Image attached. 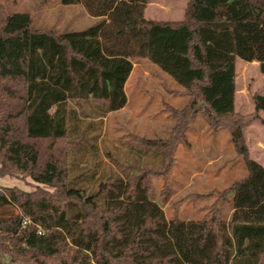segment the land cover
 <instances>
[{"label": "trees", "instance_id": "1", "mask_svg": "<svg viewBox=\"0 0 264 264\" xmlns=\"http://www.w3.org/2000/svg\"><path fill=\"white\" fill-rule=\"evenodd\" d=\"M61 3L96 21L39 30L29 13L0 5V176L37 185L0 187V264H264V166L248 157L247 123L236 113L237 60L257 62L264 75V0H188L177 21L146 18L150 0ZM140 60L182 87L187 105L171 109L169 138L130 149L132 163L110 156L102 171L83 168L97 134L94 123L79 127L71 103H91L85 117L121 110ZM252 102L257 118L264 95ZM199 113L228 130L248 171L227 191L228 222L167 220L151 194L150 178L172 167Z\"/></svg>", "mask_w": 264, "mask_h": 264}, {"label": "rangeland", "instance_id": "2", "mask_svg": "<svg viewBox=\"0 0 264 264\" xmlns=\"http://www.w3.org/2000/svg\"><path fill=\"white\" fill-rule=\"evenodd\" d=\"M188 0H150L146 17L154 20L182 19ZM6 13L24 12L32 16L33 28L53 32L83 30L93 25L82 5H64L61 0H0ZM133 65L127 81V104L121 110L103 117H85L93 109L91 103L73 102L71 106L83 119L79 127L94 123L97 153H84L83 168H108L110 156L121 162L134 160L130 149L145 148L142 140H166L177 121L171 109L182 110L188 97L166 72L146 60ZM134 63V64H135ZM236 113L242 122L248 157L264 164V112L254 114L252 96L264 94V75L256 62L237 60ZM186 142L174 150V163L164 175L151 180L152 197L160 203L167 220H201L221 217L228 222L232 204L228 189L248 174L245 161L232 142L228 130L209 124L197 114L186 131ZM131 146V147H130ZM90 151V150H88ZM83 155V154H82ZM85 170V169H84ZM36 184L29 177L0 176V187H17L34 191ZM47 191L53 188L41 185Z\"/></svg>", "mask_w": 264, "mask_h": 264}, {"label": "crops", "instance_id": "3", "mask_svg": "<svg viewBox=\"0 0 264 264\" xmlns=\"http://www.w3.org/2000/svg\"><path fill=\"white\" fill-rule=\"evenodd\" d=\"M145 16H146V13H145ZM94 18V17H93ZM147 18V17H146ZM149 19V18H148ZM177 20H181V19H177ZM177 20H175V21H177ZM96 21V18H94L93 19V22H95ZM171 21H174V20H171ZM238 60H240V59H238ZM247 63H249V62H247ZM257 63V62H256ZM152 64V63H151ZM136 65H140V63L138 62V63H135L134 64V66H136ZM126 85H127V83H126ZM126 85H125V92H126ZM262 95H264V94H262ZM236 103H237V93H236ZM260 163V162H259ZM261 165H263L264 166V164L263 163H260Z\"/></svg>", "mask_w": 264, "mask_h": 264}]
</instances>
